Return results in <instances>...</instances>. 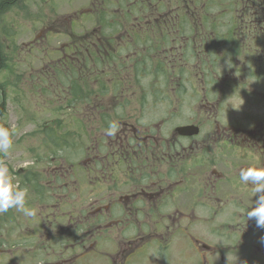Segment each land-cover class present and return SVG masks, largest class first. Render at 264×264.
<instances>
[{
	"label": "flooded vegetation",
	"instance_id": "1",
	"mask_svg": "<svg viewBox=\"0 0 264 264\" xmlns=\"http://www.w3.org/2000/svg\"><path fill=\"white\" fill-rule=\"evenodd\" d=\"M88 1L82 13L94 24L66 34L60 51L70 70L80 60L85 67L84 179L60 182L44 204L37 198L46 238L23 236L14 246L46 250L49 259L28 264H228V254L233 264L263 260L264 229L246 216L259 194L239 173L264 168V0ZM138 62L148 67L138 71ZM188 70L198 87L220 77L228 90L241 89L258 111L223 122L220 92L205 96L212 128L188 120L155 131L170 120L171 106H191L146 93L134 100L139 82ZM137 111L159 115L153 121L134 117ZM111 122L117 128L108 135ZM183 126L197 131L182 134ZM74 188L82 189V203L68 200L76 199Z\"/></svg>",
	"mask_w": 264,
	"mask_h": 264
},
{
	"label": "rangeland",
	"instance_id": "2",
	"mask_svg": "<svg viewBox=\"0 0 264 264\" xmlns=\"http://www.w3.org/2000/svg\"><path fill=\"white\" fill-rule=\"evenodd\" d=\"M88 3V0H17L0 13V46L4 51L0 58V103L6 101L0 126L14 132L13 147L6 156L0 154V160L8 165L14 182L28 189L26 207L36 212L35 217H26L15 209L0 214V246L6 243L8 248L5 255L0 252V264H28L49 259L45 255L46 250L27 251L22 245V248L14 245L21 244L23 236H33L41 241L46 238L41 236L45 228L41 227V217L38 216L44 206L36 204L37 198H45L44 204L54 196L56 186L62 181L84 179L80 164L83 158L82 133L87 130L83 110L87 90L84 85L86 75L83 76L85 67L80 60L70 70L60 51L68 40L66 34L81 33L82 29L94 24L93 17L82 13L84 10L87 12L88 7L84 6ZM72 21L76 26H72ZM180 76H166V79L144 76L137 86L134 100H139L146 93L147 100L183 101L184 105L191 106L186 109L171 106L170 120L153 125L155 131L168 132L188 120H198L207 131L212 128L207 122L212 112L205 107V96L214 97L217 93L220 98V92L222 104L216 114L223 122L237 119L245 111L253 113L259 109L254 97L238 88L228 90L220 77L216 83L207 79L206 84L198 87L191 70ZM172 77H178L180 85L176 87ZM73 83L82 89L80 95L71 94L69 85ZM67 90L69 92H65ZM154 111L144 114L137 111L134 117L151 116L154 121L159 115ZM184 115L188 117L185 121L182 119ZM96 127L99 129L98 125ZM52 135L63 137L64 141L59 143L65 147L59 149L53 143ZM72 161L73 167L69 165ZM74 190H77L74 193L76 199L68 200L82 203L77 197L83 195L82 189ZM226 216H219L218 222ZM258 244L264 247L261 240ZM262 258L252 264H264V255Z\"/></svg>",
	"mask_w": 264,
	"mask_h": 264
},
{
	"label": "clouds",
	"instance_id": "3",
	"mask_svg": "<svg viewBox=\"0 0 264 264\" xmlns=\"http://www.w3.org/2000/svg\"><path fill=\"white\" fill-rule=\"evenodd\" d=\"M229 67L231 64L227 61ZM117 128L116 122L109 124L107 134L112 135ZM14 132L7 127L0 126V154L5 156L13 147ZM241 182L250 184L253 191L258 195L253 207L247 210V220L255 219L257 228L264 229V168L249 166L241 168L239 173ZM256 195V196H257ZM28 189L21 188L14 182L8 165L0 160V214L15 209L26 217H35L36 212L26 207ZM264 243V237L261 238ZM228 264H233L228 254ZM237 264V260L235 261Z\"/></svg>",
	"mask_w": 264,
	"mask_h": 264
},
{
	"label": "trees",
	"instance_id": "4",
	"mask_svg": "<svg viewBox=\"0 0 264 264\" xmlns=\"http://www.w3.org/2000/svg\"><path fill=\"white\" fill-rule=\"evenodd\" d=\"M17 0H0V13H2L3 10H5L6 8H8L9 5L13 4V3H16ZM4 54V51L2 50V47L0 46V58H1V55ZM3 60V59H2ZM145 67H148L140 62H138L137 64V69L138 71H140L141 68H145ZM69 86H71V94L73 95H77L80 93V91L82 90L79 85H77L76 83H73V84H70ZM65 92H69L68 90L65 91ZM81 94V93H80ZM79 94V95H80ZM5 100H3L1 103H0V116L3 114V112H5V109H4V105H5ZM62 139V140H61ZM52 141L53 143L59 148H64L65 146H61L60 145V141H64L63 137H60L59 135H52ZM56 152V151H54Z\"/></svg>",
	"mask_w": 264,
	"mask_h": 264
},
{
	"label": "water",
	"instance_id": "5",
	"mask_svg": "<svg viewBox=\"0 0 264 264\" xmlns=\"http://www.w3.org/2000/svg\"><path fill=\"white\" fill-rule=\"evenodd\" d=\"M193 126H183V127H179L177 128V130L182 133V134H189L192 132H196L197 130H193L194 128H192Z\"/></svg>",
	"mask_w": 264,
	"mask_h": 264
}]
</instances>
